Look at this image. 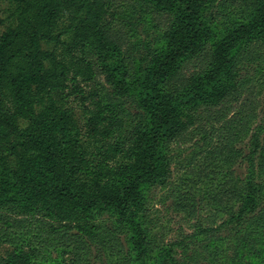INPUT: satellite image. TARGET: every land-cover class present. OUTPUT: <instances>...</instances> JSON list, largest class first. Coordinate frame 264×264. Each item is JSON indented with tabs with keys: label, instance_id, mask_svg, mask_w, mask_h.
<instances>
[{
	"label": "trees",
	"instance_id": "1",
	"mask_svg": "<svg viewBox=\"0 0 264 264\" xmlns=\"http://www.w3.org/2000/svg\"><path fill=\"white\" fill-rule=\"evenodd\" d=\"M16 1L22 3L17 23L0 37V166L9 159L22 164L23 170L8 175L22 183L24 197L14 203L7 199L5 206L11 205L7 210L12 214L0 215V247L6 242L14 246L0 254V264H94L97 257L107 264L104 255L111 264H147L143 188L170 179L172 158L167 151L173 143L181 144L194 128L200 141L209 142L215 127L205 126L215 121L227 153L242 154L255 168L252 155L263 146L260 132L252 134L250 155L237 150L235 141L247 109L231 113L240 94L236 77L242 61L249 59L261 68L255 69L264 78V0H218L216 7L228 24L216 46L210 43L211 30L204 17L208 0H148L165 46L153 53L154 63L146 68L138 93L123 86L124 72L118 78L123 62L109 64L112 55L125 51L132 55L129 48L123 52L124 33L119 28V9L132 0ZM235 3H240L238 8L229 10ZM138 4L135 1L132 8ZM134 12L132 17L139 21V11ZM132 17H125V26H132ZM239 44L242 48H237ZM191 65L203 67L205 73L188 75L184 70ZM223 75L225 80L236 79V85L221 82ZM100 77L110 90L104 84L100 87ZM72 96L88 114L84 134L92 150L80 141L83 131L68 102ZM43 99L48 112L38 109ZM129 99L144 112L126 107ZM129 114L133 120L122 132ZM20 120L32 126L26 136L18 132ZM57 131L66 139L60 141ZM212 153L207 154V162L215 157ZM27 155H36L34 162L25 164ZM258 166L263 176L249 178L245 188L249 196L239 211L229 206L227 186L218 184L225 194L214 200L219 207L226 204L225 223L239 224L247 207L254 211L263 201L264 158ZM205 169L181 178L177 192L171 193L194 219L192 236L213 230L200 221L205 196L191 188L198 179L209 177ZM0 190L5 193L1 184ZM235 192L231 198L237 196ZM111 210L118 212L117 218L105 223L100 216ZM260 219L264 223V216ZM235 233L238 254L248 234Z\"/></svg>",
	"mask_w": 264,
	"mask_h": 264
},
{
	"label": "rangeland",
	"instance_id": "2",
	"mask_svg": "<svg viewBox=\"0 0 264 264\" xmlns=\"http://www.w3.org/2000/svg\"><path fill=\"white\" fill-rule=\"evenodd\" d=\"M135 1H139V4L136 8H132ZM212 1H207L205 6L208 9L204 10V17L211 30L210 43L216 46L227 33L226 26L228 23L226 24V19L221 15V8L216 7L218 0L216 2ZM238 5L240 3H235L228 9L236 10ZM242 5H245V3H242ZM21 7L22 3L20 1L0 0V16L2 18L0 37L10 27L16 25ZM136 9L139 11L138 16L141 17L139 21L132 17V12L134 16L136 15L134 12ZM119 12L122 26L119 28L124 33L122 34L125 43L122 46L123 52L126 48H129L132 55L127 56L126 51L122 55H112V51L110 50L112 56L110 55L109 64L110 66H114L123 62L121 65L124 68L118 73V78L124 72L123 86L131 92L138 93L140 82L145 78L146 68L154 63L153 59L155 57L153 53L160 51L165 46V40H159L155 22L152 19L150 9H148V0H132L129 4H125L120 8ZM126 16L127 18L132 17L135 20L131 22L132 26L124 25L126 23ZM68 20V15H65L64 22H68ZM64 39L67 38L64 37ZM112 47L113 45L110 44L109 48L112 49ZM237 48H242V45L239 44ZM233 52L236 53V48L233 49ZM239 56L245 55H241L239 52ZM238 68L236 78L240 81L237 86L240 94L238 100L234 101L231 115L236 114L242 108H246L247 111L243 113L244 118L240 124V137L235 141V146L237 150L242 149L243 153L250 155L253 149L252 134L255 130H259L263 146L259 149L258 153L252 155L255 168L251 167L249 160L244 159L242 154L234 156L227 153V150L221 145L218 131L217 133L215 132L218 128L215 121L205 126L207 130H212L210 126L215 127L213 129L215 131L210 135L209 142L203 143V141H200L198 129L194 128V134L190 135L181 144L173 143L167 151V155L172 158L170 159L172 176L165 182L157 181L154 184H146L143 188L145 203L143 219L146 221L144 225L148 234L145 246L146 254L144 255L147 264H264V223L259 221L262 220L260 217L264 216V194L263 201L259 203L254 211H248L247 207L246 213L239 224L237 222L232 224L225 223L228 215L222 210L226 204L219 207L214 200L216 196L222 197L225 194L218 185L223 184L224 187L227 186L225 188L226 195L230 196L229 206H233L235 210L239 211L240 206L243 205V200L249 196L248 190L245 189L249 188L247 181L252 175L256 178L262 175L261 166H258V163L264 158V78L263 74L258 73L255 68L262 69L254 65V63L252 64L249 59H244ZM184 72L188 75L197 72L200 76L205 73L203 67L193 65L187 67ZM224 77V75L221 77V82L224 81L228 86L236 85L234 82L236 79L229 77L225 80ZM103 78L100 77V87L102 88L104 84L110 90L111 86ZM245 100L248 101V105L246 106ZM45 102V99H43L38 103V109L42 112L49 111V106ZM68 102L69 106L73 107L75 120L83 131L80 141L85 147L92 150V146L89 145L90 142L87 140L86 134H84L86 132L84 125L88 114L83 105L74 96ZM126 107L134 112H144L131 99L127 102ZM49 117H53V115ZM132 117L133 115L131 116L130 114L125 116L126 121L122 125V132L127 130V124L131 122ZM17 129L20 135L26 136L32 130V126L28 120H20L17 123ZM56 134L60 138V141H62L61 138L65 140L67 137L59 131ZM222 150L224 152H220ZM211 151H213L212 155L215 157L211 162H207L206 156ZM35 156L27 155L25 164L34 162ZM21 167L22 164L16 159H9L0 166V177H2L0 184L2 185V189L5 190V193L0 190V201L3 203V205H0V215L12 214L11 209L7 210V207L11 205L5 206L7 199L12 198L14 203L20 197H24L22 183L13 181L16 178L15 175L14 177L8 175V172L14 174L16 170H23L20 169ZM203 169H205L204 173L209 174V177L198 179V183L191 188L194 191H198L200 196H205L201 208L202 216L200 221L203 226H211L213 230L208 231L204 235L192 236L194 232V219L190 217L188 209L183 206L184 204L181 206L177 205L171 193L174 190L177 192L181 178L188 177L192 172L200 173V170ZM210 172L214 175L210 174ZM6 178L9 182L5 181L7 180ZM194 180H197V178L194 177ZM231 189L234 192L236 191V197L231 198L234 193H229ZM117 213L114 210L104 212L100 216V219L108 223L117 218ZM253 215L255 217H252ZM232 226H237L234 228L237 230V234H248V239L242 243L243 248L238 254H236L234 248L238 244V241L236 242L232 239V235L236 234L235 230H231ZM29 232L32 233L33 231L29 230ZM122 237L127 238L124 234ZM182 240L185 242L180 243ZM126 244L128 247L130 246L129 242ZM13 248L14 246L11 243L6 242L0 247V254L4 255L6 251H11ZM51 250L49 249L50 252ZM131 252L133 256L136 254L135 251ZM104 256L108 260L107 264H111L109 256ZM94 264L102 263L97 257L94 259ZM135 264H138L137 261H135Z\"/></svg>",
	"mask_w": 264,
	"mask_h": 264
}]
</instances>
